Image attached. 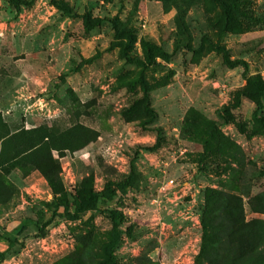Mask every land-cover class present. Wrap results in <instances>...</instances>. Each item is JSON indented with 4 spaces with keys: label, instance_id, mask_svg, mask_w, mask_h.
<instances>
[{
    "label": "rangeland",
    "instance_id": "1",
    "mask_svg": "<svg viewBox=\"0 0 264 264\" xmlns=\"http://www.w3.org/2000/svg\"><path fill=\"white\" fill-rule=\"evenodd\" d=\"M62 1L77 15L51 0L17 15L0 0V264H102L110 208L124 215L118 264H196L204 243L214 261L261 264L264 128L242 93L244 68L210 42L264 79V0H226L227 26L220 0ZM84 14L101 23L88 27ZM113 21L133 31L135 56L147 39L172 52L145 70L146 87L142 67L116 46ZM52 169L72 213L88 185L111 181L117 195L54 214ZM210 190L237 198L250 233L229 251Z\"/></svg>",
    "mask_w": 264,
    "mask_h": 264
},
{
    "label": "trees",
    "instance_id": "2",
    "mask_svg": "<svg viewBox=\"0 0 264 264\" xmlns=\"http://www.w3.org/2000/svg\"><path fill=\"white\" fill-rule=\"evenodd\" d=\"M36 0H12L13 7L17 10V15L21 13L23 7L30 6L35 3ZM225 16L226 26L232 21V12L229 3L226 0H220ZM51 2L58 7L63 12L70 15H77L73 8L67 5L62 0H51ZM85 23L88 27H94L101 23V20L98 19L95 22L92 21L90 14H84ZM114 29L116 31V36L120 38V41L116 46L121 48L122 56L128 62L136 63L142 67V80L145 86V80L143 78V73L150 66H152L157 57L161 54L163 56H171L172 52L165 46L159 44L153 39H147L144 42V56L139 57L133 54V50L136 44V36L130 28H121V26L113 21ZM205 41V39H204ZM210 45L219 51H223L224 61L230 66H242L244 68V76L247 81V85L243 90V95L251 98L255 103V109L252 116V121L256 124L261 125L264 128V79H260L256 76L250 75L251 66L249 62L245 59H232L231 55L228 52V49L219 44H215L212 41ZM149 108V101H148ZM46 136L45 138H47ZM37 145H34L36 147ZM31 148H28L29 151ZM60 171L46 170L44 171L45 176L50 183L54 191V200H53V211L54 214L59 211L60 208H63L64 211L74 216L80 211H82L85 206H92L97 208L102 200H109L114 198L117 195V191L113 188V182H108L106 188L102 191H96L93 186H86L85 188L79 190L78 204H76L75 212L72 213V202L68 197L67 192L63 188V183L60 177ZM208 211L212 210L214 215L220 219L221 232L226 236L223 241H226L227 244L222 245V252L229 251L230 247L237 244L243 237L248 236L250 238V233H247V227L243 223V218L241 217L242 212L238 207L237 198L227 192H218L215 190H210L208 192ZM234 201V202H232ZM112 221H113V231L111 238L104 246L105 259L102 264H118L116 250L122 242L123 233H124V215L117 208L109 209ZM209 213V212H208ZM53 216L48 221L41 224L37 222V226L40 229H43L45 226L49 225L53 221ZM204 239H206L208 227L206 221L204 220ZM227 239V240H226ZM14 241H11V244H14ZM223 248V249H222ZM219 252V251H216ZM5 257V251H0V263ZM204 260L208 261V264H236L239 263L238 257L234 256L232 259H229L227 262H219V260L214 261L210 258V254L207 251V245H204L201 248L199 255L196 258V264H204ZM258 261L261 264H264V252H260L258 256Z\"/></svg>",
    "mask_w": 264,
    "mask_h": 264
}]
</instances>
